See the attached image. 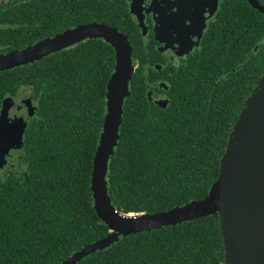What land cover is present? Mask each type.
Instances as JSON below:
<instances>
[{
  "label": "trees",
  "instance_id": "16d2710c",
  "mask_svg": "<svg viewBox=\"0 0 264 264\" xmlns=\"http://www.w3.org/2000/svg\"><path fill=\"white\" fill-rule=\"evenodd\" d=\"M261 39L264 27L249 51ZM251 63L262 76L264 41L257 55L248 56ZM114 65L113 48L92 40L30 66L43 86L47 122L20 181L9 180L0 189V264H60L108 234L94 209L90 183ZM137 72L109 164L113 204L125 214L156 213L204 198L218 178L248 96H215L206 111L198 110V96L190 97L189 104L179 100L165 111L131 89ZM224 254L219 216L209 215L121 237L78 264H224Z\"/></svg>",
  "mask_w": 264,
  "mask_h": 264
},
{
  "label": "flooded vegetation",
  "instance_id": "af4514ba",
  "mask_svg": "<svg viewBox=\"0 0 264 264\" xmlns=\"http://www.w3.org/2000/svg\"><path fill=\"white\" fill-rule=\"evenodd\" d=\"M255 1L264 6V0ZM259 19L264 13L250 0H0V55L80 25L104 23L131 42L138 71L131 89L139 96L165 111L198 96V110L206 111L215 96L254 91L261 76L253 63L247 65L248 56L257 55L264 40L250 51L248 45L263 32ZM92 40L101 39L64 50ZM33 64L0 71L1 190L9 180L20 181L46 126L45 94L32 77Z\"/></svg>",
  "mask_w": 264,
  "mask_h": 264
},
{
  "label": "water",
  "instance_id": "95a60500",
  "mask_svg": "<svg viewBox=\"0 0 264 264\" xmlns=\"http://www.w3.org/2000/svg\"><path fill=\"white\" fill-rule=\"evenodd\" d=\"M264 13V6L250 0ZM88 39H101L115 52L114 70L106 86V113L93 160L90 189L94 209L108 234L73 252L60 264H78L105 250L121 237L175 226L200 217L218 215L225 248L224 264H264V67L229 135L218 178L207 196L156 213H121L109 195L110 159L121 138L126 98L135 71L133 47L119 29L91 23L0 55V71L42 60ZM161 106L163 104L159 103Z\"/></svg>",
  "mask_w": 264,
  "mask_h": 264
}]
</instances>
